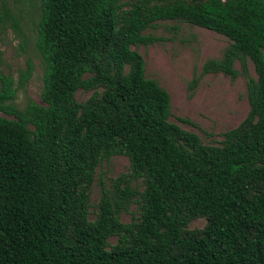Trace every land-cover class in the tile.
Instances as JSON below:
<instances>
[{
	"label": "trees",
	"instance_id": "trees-1",
	"mask_svg": "<svg viewBox=\"0 0 264 264\" xmlns=\"http://www.w3.org/2000/svg\"><path fill=\"white\" fill-rule=\"evenodd\" d=\"M161 21L231 41L203 74L236 79L239 60L250 111L218 145L170 121L169 92L133 50L158 41L144 32ZM7 27L24 37L2 0ZM36 47L42 103L24 109L33 62L17 85L0 50V111L12 116L0 117V264H264V0H42ZM115 156L130 170L103 186L92 219L98 168ZM198 218L206 226L190 229Z\"/></svg>",
	"mask_w": 264,
	"mask_h": 264
},
{
	"label": "rangeland",
	"instance_id": "rangeland-1",
	"mask_svg": "<svg viewBox=\"0 0 264 264\" xmlns=\"http://www.w3.org/2000/svg\"><path fill=\"white\" fill-rule=\"evenodd\" d=\"M2 0H0L1 2ZM19 16L24 37L7 27L0 33V50L3 53L2 71L12 75L19 84L20 72L33 62L34 71L25 88L18 92L15 103L24 109L29 99L42 103L44 63L36 47L37 28L40 21L42 0H7ZM158 41L148 46H133L146 62V75L157 80L171 97L170 121L185 130L196 133L207 145H218L224 134L236 128L250 111L247 78L241 73L240 61L235 69L240 75L233 79L223 73L203 74L209 60H221L231 41L218 33L181 21H161L144 32ZM250 74L256 77L254 65L249 63ZM92 92L80 90L79 102L87 101ZM0 117L12 118L0 111ZM188 119L194 125L180 119ZM130 170L125 156H115L98 168L91 193L92 216L102 196V188L111 180ZM142 190V188H140ZM138 204H133L122 214V221L130 223L139 215ZM205 218L194 220L190 229H203ZM117 239L113 238L112 243Z\"/></svg>",
	"mask_w": 264,
	"mask_h": 264
}]
</instances>
